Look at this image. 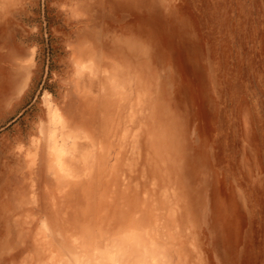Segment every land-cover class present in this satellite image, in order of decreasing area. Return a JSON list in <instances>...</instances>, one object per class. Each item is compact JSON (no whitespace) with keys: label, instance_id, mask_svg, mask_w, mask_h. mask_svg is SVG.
<instances>
[{"label":"rangeland","instance_id":"1","mask_svg":"<svg viewBox=\"0 0 264 264\" xmlns=\"http://www.w3.org/2000/svg\"><path fill=\"white\" fill-rule=\"evenodd\" d=\"M0 264H264V0H0Z\"/></svg>","mask_w":264,"mask_h":264}]
</instances>
